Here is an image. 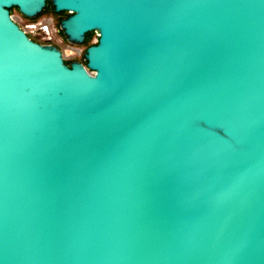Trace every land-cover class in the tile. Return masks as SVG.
I'll return each mask as SVG.
<instances>
[{"label": "water", "instance_id": "obj_1", "mask_svg": "<svg viewBox=\"0 0 264 264\" xmlns=\"http://www.w3.org/2000/svg\"><path fill=\"white\" fill-rule=\"evenodd\" d=\"M0 0V264H264V0Z\"/></svg>", "mask_w": 264, "mask_h": 264}, {"label": "rangeland", "instance_id": "obj_2", "mask_svg": "<svg viewBox=\"0 0 264 264\" xmlns=\"http://www.w3.org/2000/svg\"><path fill=\"white\" fill-rule=\"evenodd\" d=\"M48 3L49 4L47 9L44 10L36 18H26L22 16L16 8L10 9V14L14 22L27 34V36L39 44H44V45L51 44L50 41L47 40L46 38L47 37L46 33H43V31L45 32L44 23L50 24L49 26L51 29L55 27L58 34L57 39L60 40V42L54 43L52 45L60 49L63 58L65 60V63H70L72 61H80L84 63L82 60V55L88 46L94 45L96 43L97 40L96 33L91 32L87 34L85 41L80 46H74L69 44L65 40L59 28L60 20L63 19L67 15V13L64 12L55 13L50 5V0H48ZM51 21L53 24L51 23Z\"/></svg>", "mask_w": 264, "mask_h": 264}, {"label": "built area", "instance_id": "obj_3", "mask_svg": "<svg viewBox=\"0 0 264 264\" xmlns=\"http://www.w3.org/2000/svg\"><path fill=\"white\" fill-rule=\"evenodd\" d=\"M44 23V22H43ZM48 23V22H47ZM51 23H52V21H51ZM39 25H41V24H39ZM44 30H45V32L43 31V33H46V38H47V40H49L50 41V43L51 44H54V43H57V42H60V40H58L57 39V37H58V34H57V30L55 29V27L53 28V29H51L50 28V24H46V23H44ZM48 27V28H47Z\"/></svg>", "mask_w": 264, "mask_h": 264}, {"label": "bare ground", "instance_id": "obj_4", "mask_svg": "<svg viewBox=\"0 0 264 264\" xmlns=\"http://www.w3.org/2000/svg\"><path fill=\"white\" fill-rule=\"evenodd\" d=\"M53 24V23H52Z\"/></svg>", "mask_w": 264, "mask_h": 264}]
</instances>
